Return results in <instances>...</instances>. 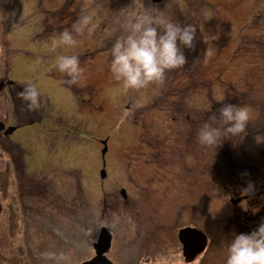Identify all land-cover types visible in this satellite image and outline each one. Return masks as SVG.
Wrapping results in <instances>:
<instances>
[{
	"label": "rangeland",
	"instance_id": "rangeland-1",
	"mask_svg": "<svg viewBox=\"0 0 264 264\" xmlns=\"http://www.w3.org/2000/svg\"><path fill=\"white\" fill-rule=\"evenodd\" d=\"M64 2L0 0V42L7 43L1 49L11 64L9 79L21 87L24 81L39 82L43 96L40 109L29 113L12 87L11 103L7 100L3 107L0 98V114L21 107L15 118L22 125L0 142V174L4 165L11 167L6 169V190L0 189V245L8 246L9 254L19 252L15 258L20 264H79L92 254L88 239L94 235V242L104 226L112 240L105 255L114 264H225L227 248L221 240L227 242L233 231L253 230L264 218V193L241 202L243 194L230 192L256 176L261 180L252 181L264 190V175L259 174H264V142L255 140L264 134V0H72L62 10ZM83 14L92 16V31L77 37L72 48L49 51L51 39ZM145 14L192 25L197 29L195 49H185V65L166 71L161 82L124 90L108 71L109 51L124 26ZM3 15L10 23L1 24ZM203 38L214 45L210 58L204 56ZM72 53L85 69L77 85L66 84L53 67L56 55ZM1 68L2 78L6 71ZM229 98L244 99L239 105L245 103L259 131L250 129L243 140L231 137L205 149L197 131L206 122L222 126L219 109ZM255 103L262 112L257 116ZM27 114L38 119L24 124ZM227 150L232 156L228 165H234L229 170L218 165ZM8 153L17 161L13 169ZM138 165L148 173L136 175L142 169ZM238 165L237 171L246 173L240 178L246 177L234 187L221 172L228 170V175ZM100 166L107 180L100 179ZM121 185L131 195L123 201ZM143 185L141 193L133 192V186ZM79 197L88 199L84 212L81 204L75 205L76 217L59 211ZM21 199L27 205L25 224L6 222L7 214L20 215ZM57 202L64 206L53 210ZM232 204L242 210L233 214ZM185 225L207 236L206 248L190 262L177 240ZM25 245L34 257L20 250Z\"/></svg>",
	"mask_w": 264,
	"mask_h": 264
},
{
	"label": "clouds",
	"instance_id": "clouds-1",
	"mask_svg": "<svg viewBox=\"0 0 264 264\" xmlns=\"http://www.w3.org/2000/svg\"><path fill=\"white\" fill-rule=\"evenodd\" d=\"M92 19L89 14L78 16L70 28H64L46 47L55 52L57 48L76 46L77 37L92 31ZM196 35L197 29L190 24L181 26L166 17L149 14L139 17L136 22L125 25L124 34L117 36L111 45L108 66L111 78L120 82L124 90H142L161 82L166 71L185 65V49H195ZM201 41L205 44V58L212 57L215 52L212 40L203 38ZM53 67L64 75L68 85H77L84 79L85 69L78 54L56 55ZM17 95L28 111H38L43 103L39 82L24 81ZM219 121L222 126L206 122L198 129V143L205 149L217 147L223 140H232L231 137L243 139L248 134L250 113L244 106L227 103L219 109ZM255 140L264 142V134H256ZM242 192H254V185L249 182ZM221 244L227 248L225 264H264V218L249 232L233 231L231 238L227 242L222 239Z\"/></svg>",
	"mask_w": 264,
	"mask_h": 264
},
{
	"label": "trees",
	"instance_id": "trees-1",
	"mask_svg": "<svg viewBox=\"0 0 264 264\" xmlns=\"http://www.w3.org/2000/svg\"><path fill=\"white\" fill-rule=\"evenodd\" d=\"M163 2V1H162ZM72 3V0H65V2H64V4H63V6H62V10H65V8H67V6H70L69 4H71ZM4 4V3H3ZM177 11V9H175V12ZM56 12H60L59 10L58 11H56ZM180 13L178 12L177 13V15H179ZM3 19H2V21H1V24H7V23H10V19H9V17L7 16L6 18H5V15H3V17H2ZM12 19V18H11ZM14 19H15V17H14ZM13 19V20H14ZM5 21H6V23H5ZM13 22L11 21V24H12ZM1 47H7V43H5L4 41H2L1 40V42H0V69L2 70V68H1V65H2V63L4 62V56H7L8 57V53L7 52H5L3 49H1ZM7 61H8V59H7ZM6 61V62H7ZM10 65V63L8 62L7 63V67ZM7 69V68H6ZM3 72V71H2ZM4 75H2V77H3ZM168 77V76H167ZM0 79H1V77H0ZM17 83H12L11 84V87L13 88V90L15 91V93H16V95H17V93L21 90V85L20 84H17ZM20 86V87H19ZM16 88V89H15ZM15 97V96H14ZM244 97H246V96H244ZM11 99H12V97H11ZM230 99V98H229ZM239 100H243V101H239ZM12 101H13V99H12ZM235 101V102H234ZM234 102V103H233ZM244 102V99H241V98H238V99H236V100H232V99H230V101H228V103H232V104H237V105H239L240 103H243ZM15 103V102H14ZM245 104V103H244ZM242 105V106H245V105ZM256 105H255V111H256V115L255 116H257V115H259L260 114V112H261V108H260V106H259V104H257V103H255ZM219 106V105H218ZM21 107H13V108H11L12 109V111H13V114L14 115H19L20 114V111H21V109H20ZM30 111H28L27 110V113H29ZM261 114H262V112H261ZM27 117H28V114H27ZM38 118L36 117V120H37ZM35 119H33L32 117H28V121L26 120V122H24V124H26L27 122H29V123H32V122H34V121H36ZM253 129V130H256V131H259L258 129H256V127H253V125H252V123H251V121L249 122V124H248V128H247V133H249L251 130ZM253 132V131H252ZM240 139H242V137H240L239 136V140ZM243 140V139H242ZM227 146V145H226ZM229 151L227 150L226 151V157H222V160L218 163V165H222V164H224L223 166H222V168H226V169H228L229 170V167H231V166H234V165H232V164H230V165H228V163H229V160H231L232 159V156H231V154H229ZM227 155H228V157H227ZM8 158H11L12 159V164H13V166H12V169H13V167L15 168L16 166H17V161H15V158H14V156H12V153H11V157H10V155H9V153H8ZM11 161V160H10ZM5 163H6V161H5ZM11 163V162H10ZM19 164V163H18ZM10 166H6V165H4L3 167H2V169H1V174H2V176H3V181L5 180V178H6V169L7 168H9ZM240 166L238 165V166H236V167H234L233 169H232V171L227 175V171H224V172H221V176L222 177H224L227 181H228V183L229 184H231V185H233L234 184V187H237L238 186V184H244V178L246 177V176H242L243 178L241 179L240 178V176L239 175H246V173L245 172H239V171H237V169L239 168ZM11 168V167H10ZM251 171H253V170H251ZM250 171V172H251ZM0 174V175H1ZM259 174H261V175H264V174H262V173H259ZM235 176H238L239 178H234ZM254 176H256V175H254ZM259 177V178H258ZM256 176V177H252L251 178V183L254 185V192H252V194L253 193H255V191H257V190H260L261 191V196H263V193H264V190H262V187L261 186H257V182L256 181H252V179H258V180H261V178H262V176ZM79 184V183H78ZM5 184L3 183V182H1L0 183V189L2 190V191H5L6 189H5V186H4ZM21 185V184H20ZM230 185V186H231ZM244 187H246V186H243V188ZM21 188H23V186H21ZM51 188H53V187H51ZM243 188H232L231 190H230V192L231 191H233V190H235V193L236 194H238V192L239 191H241L240 192V195L241 194H243V192H242V189ZM28 191H26L25 190V194L27 193ZM260 196V197H261ZM74 201V200H73ZM76 201H78V203H73L72 202V204H71V207L69 206V208L67 207V206H65V207H62L61 208V210H59V211H61L63 214H65V215H67L68 213H70V214H72L73 216H75L74 214H76L77 212H75V208H76V204H81L80 206L82 207V209H83V212H84V210H85V207H87L84 203H86V202H88V201H86V200H83L82 198H76L75 199V201L74 202H76ZM24 203H25V201H23ZM61 202V201H60ZM62 203V202H61ZM61 203H59V202H57V203H55V206H54V208H53V210L58 206V205H62ZM233 205V207L235 208L234 209V211L237 213V211L238 212H240V210H242V209H238V208H236V207H238V206H234V204H232ZM255 205V207L257 206V203L256 204H254ZM62 206H64V205H62ZM72 208H73V210H72ZM73 211V213H72V211ZM240 214V213H239ZM71 216V215H70ZM239 215L237 214V216L236 217H238ZM76 217V216H75ZM79 220V219H78ZM6 222H9L8 221V219L7 220H5ZM106 229H107V227H106ZM98 235V234H97ZM93 237H94V235H91L90 236V239H88V244H89V247H90V244H91V242H92V239H93ZM97 238V236H95V239ZM94 239V240H95Z\"/></svg>",
	"mask_w": 264,
	"mask_h": 264
},
{
	"label": "flooded vegetation",
	"instance_id": "flooded-vegetation-1",
	"mask_svg": "<svg viewBox=\"0 0 264 264\" xmlns=\"http://www.w3.org/2000/svg\"><path fill=\"white\" fill-rule=\"evenodd\" d=\"M5 23H6V21H5ZM2 41H4V39H2ZM6 61H7V56H4V62L2 63L1 66L5 69L6 73L0 79V84H1V87H0V95H2V104H3V107L5 106V103H6L7 100H8V102L11 103V96H10V93H9L11 84L10 85L7 84V81L10 80L9 77H11L12 68H11V65H9L8 66V69H6L7 68V63H8V61L7 62ZM15 117H16V115L13 114V111H12V113L10 112V114H6L5 112H3V114H0V122L3 124V128L0 129V142L7 141V137H9L14 131H16L20 127H22V125H19L18 123H16V118ZM8 126H14L15 128H14V130L10 134H5L4 131L7 129ZM8 140H10V139H8ZM240 192L241 191H239L238 194H240ZM261 194L262 193H261L260 190L255 191V193H253V194L252 193H250V194H244L243 196H245V198H243L241 200V202L247 201V198L250 197V196H252V195H256V196H259V198H261L260 197ZM241 202L239 204H241ZM250 202H251V199H250ZM25 207H26V203L23 202V207L21 208L20 215H17V214H11V215L10 214H7V217H6L5 220L8 219V221H11L12 220L13 222H20L22 225H24L25 224V221H26V218H27V215H25V212H24L25 211ZM25 229L27 230V227H25ZM7 237H8V234H7ZM7 247L8 246L0 245V257L2 255H4L6 257V260L5 261H3L0 258V263L1 264H20V261L19 260L17 261V259L15 258V256H17L19 254V252H15V253L9 254L7 252V249H8ZM16 249L18 250V248H16ZM20 250L23 251L24 253H26L28 256H29V254L32 253L30 251L29 247H27V245H25L24 247H21ZM36 255L38 256V254H36ZM30 256L31 257H34L32 254Z\"/></svg>",
	"mask_w": 264,
	"mask_h": 264
},
{
	"label": "water",
	"instance_id": "water-1",
	"mask_svg": "<svg viewBox=\"0 0 264 264\" xmlns=\"http://www.w3.org/2000/svg\"><path fill=\"white\" fill-rule=\"evenodd\" d=\"M154 1H159V0H154ZM2 128H3V124L0 122V129ZM14 128L15 127L13 126L7 127V129L4 131L5 134L11 133L14 130ZM103 143H104V148L101 151L102 156L104 155L106 150L105 141ZM101 174L103 176L104 174L103 171L101 172ZM178 238L182 244L183 255L187 259H191L192 257H194L197 253L203 250L206 245L205 235L202 233V231L197 230L195 228H191V227L181 228L178 232ZM109 240H110L109 234L107 233L105 228H102L99 232L97 240L93 244L95 250L94 256L88 260L81 262L80 264H113L104 254V252L107 250L109 246ZM191 242H193L194 245L193 246L191 245L190 248L189 243L191 244ZM148 264H163V263H148Z\"/></svg>",
	"mask_w": 264,
	"mask_h": 264
},
{
	"label": "bare ground",
	"instance_id": "bare-ground-1",
	"mask_svg": "<svg viewBox=\"0 0 264 264\" xmlns=\"http://www.w3.org/2000/svg\"><path fill=\"white\" fill-rule=\"evenodd\" d=\"M182 141L183 140H180V143H182ZM227 147H229V146H227ZM101 153V152H100ZM162 158H165V156H163ZM145 160V159H144ZM144 160H142V162L144 161ZM157 163H159V161L157 160L156 161ZM101 165H103L102 166V168H104V164L102 163ZM139 167V168H138ZM138 167H137V169H141L140 171L139 170H137V172H136V175H138V174H141V175H144L143 173H144V171L143 170H146L145 168H143L142 166H140V165H138ZM78 168V167H77ZM113 167H111V169H112ZM67 169V168H66ZM80 169V168H79ZM90 169H91V167H90ZM101 166H100V168H99V177H100V179H105L106 177H107V179H108V176L107 175H103L102 176V174H101ZM136 170V169H135ZM153 170H157V169H151L150 170V172H151V174H156V173H158V176H162V174L159 172V171H153ZM75 171H77V170H75ZM114 171V170H113ZM112 171V172H113ZM141 171H143L142 173H141ZM147 171V170H146ZM78 173L80 172V175H82V171H81V169H80V171H77ZM135 173V172H134ZM147 173H148V171H147ZM146 173V174H147ZM116 176V175H115ZM102 177V178H101ZM120 177H124V173L121 171V174H120ZM234 178H239L238 176H235ZM107 179H105V180H107ZM158 179V178H157ZM104 180V181H105ZM69 181H71V180H68V182ZM104 181H102V182H104ZM129 181H131V183L133 184V182H135V179H132V178H130L129 179ZM113 184H114V182H112ZM74 183H71L70 185L72 186ZM98 186V190L97 191H99V187H100V185H99V183L98 182H96V187ZM142 187H147V185H143V186H139V188L138 187H134L133 186V192L136 194V192H137V190L141 193V191H140V188H142ZM104 191V190H103ZM149 192V191H148ZM101 193H102V191H101ZM101 194H99V196H100ZM118 195H120V199L123 201V200H125V199H127V198H130V193H129V191L127 190V188L125 187V186H120V188L118 189ZM102 196V195H101ZM104 197V196H103ZM86 201H88V199L86 198L85 199ZM252 200V199H251ZM234 210H233V214H234ZM238 227L239 228H241V229H243V230H245L244 229V227L241 225V224H239L238 223ZM100 230H101V228H100ZM100 230H99V232H100ZM179 230V229H178ZM203 231V230H202ZM99 232H98V234H99ZM204 232V231H203ZM189 245H190V248H191V245L193 246L194 245V243L193 242H191V244L189 243ZM205 249V248H204ZM204 249L203 250H201L200 252H199V254H201L203 251H204ZM80 252H82V251H80Z\"/></svg>",
	"mask_w": 264,
	"mask_h": 264
}]
</instances>
